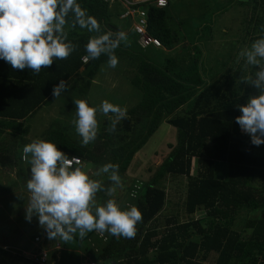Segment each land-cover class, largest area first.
<instances>
[{
  "label": "trees",
  "instance_id": "trees-1",
  "mask_svg": "<svg viewBox=\"0 0 264 264\" xmlns=\"http://www.w3.org/2000/svg\"><path fill=\"white\" fill-rule=\"evenodd\" d=\"M77 2L104 30L127 32V41L121 43L115 55L119 62L128 65L130 82L139 92V101L127 111V118L117 125L115 133H109L105 126L86 147L81 146L78 138L70 137L68 129L52 130L43 140L55 143L70 157H79L82 168H99L107 163L118 165L121 180L134 157L163 124L176 129V142L168 143L170 153L152 178L132 181L131 205L136 196V207L143 216L135 238H116L105 233L109 236L106 237L92 232L83 239L76 235L63 243L60 239L50 240L45 234L35 245L34 239L39 236L36 234L31 241L41 247V252L32 250V245L26 246L24 240L22 251L28 250L27 253L38 257L46 253L47 264H56V260L55 252L46 250H60L64 245L69 252L92 254V262L85 264H206L212 255L213 264H264V144L253 146L250 137L235 123V118L241 115L236 106L246 104L256 89L242 82L237 87L229 84L225 88L223 83L228 77L210 79V74L204 72L205 56L188 39H179L169 27L170 4L165 9H158L153 3L137 8L148 14L149 35L162 45L141 48L133 31L136 19H121L133 22L130 28L129 21V30L112 23V19L121 18L125 12L120 2L113 6L105 0ZM252 4L257 13L255 29H260L258 37L253 34L255 41L264 37L261 29L264 0H252ZM65 31L68 40L79 47L68 59L56 60L51 68L42 69L39 74L27 69L13 70L0 60V171H14L17 178L0 197L18 191L27 199L25 186L30 165L21 160L22 148L29 143L27 120L55 103L57 98L51 94L53 86L63 79L69 85L64 93L70 98L73 94L86 95L107 64V56L87 63L82 61L86 55L84 46L96 33L78 26H66ZM160 50L175 53L160 65L153 61L161 60ZM188 51H192L190 55ZM196 54L202 56V61ZM79 78L83 84L76 88L73 84ZM169 177L187 179L185 211L192 217L201 212V218L183 222L177 215H166L167 192L163 186ZM97 179L103 180L105 186L111 183L107 175ZM135 187H139L137 192H133ZM243 214V225L239 228L238 220ZM161 219L165 220L164 225ZM96 237L102 241L101 246L96 245ZM75 240L74 250L71 242ZM85 240L90 241V248H83ZM0 254L3 258L0 264H10L5 259L8 251L0 247ZM21 255L17 256L23 260L22 264H40Z\"/></svg>",
  "mask_w": 264,
  "mask_h": 264
},
{
  "label": "clouds",
  "instance_id": "clouds-1",
  "mask_svg": "<svg viewBox=\"0 0 264 264\" xmlns=\"http://www.w3.org/2000/svg\"><path fill=\"white\" fill-rule=\"evenodd\" d=\"M66 26L96 33L84 46V62L107 56L109 68L118 66L115 50L127 41V34L104 30L77 0H0V60L13 70L27 69L35 74L51 68L56 60L68 59L79 47L68 40ZM261 29L264 31V26ZM241 61L244 68L251 67L254 72L241 76L240 82L254 87L258 94L250 95L246 104L236 106L241 115L235 118V123L250 137L251 144L259 147L264 144V37L238 52L236 63ZM68 87L65 80H59L52 88L54 99ZM74 107L72 124L82 147L97 138L98 112L108 117L109 133H115L117 125L127 118L125 108L107 100L97 108L89 106L84 99H77ZM22 153L30 165V176L25 186L27 199L18 198L26 201L25 220L30 223L36 217L48 239L69 242L77 234L83 239L92 232L135 238L137 225L143 220L135 205L122 209L115 199H108L102 205L97 203L98 193L105 192L112 197L118 188H123L118 165L104 164L89 175L80 166L79 157H70L55 143L43 139L24 145ZM104 175L111 182L107 187L103 180L92 178Z\"/></svg>",
  "mask_w": 264,
  "mask_h": 264
},
{
  "label": "rangeland",
  "instance_id": "rangeland-1",
  "mask_svg": "<svg viewBox=\"0 0 264 264\" xmlns=\"http://www.w3.org/2000/svg\"><path fill=\"white\" fill-rule=\"evenodd\" d=\"M172 1V6L169 10V27L179 39H188V43L196 46L197 50L201 51L205 56L204 72L210 74V79H227L226 83H223L225 88L229 84L231 87H237L241 83V76H247L254 72L251 67L244 68L243 61L239 64L236 63L238 52L243 47L250 46L254 40H252L253 34L255 33V37H258L260 30L255 29L257 13L254 12L252 0H245L244 2L243 0ZM112 23L122 30L127 29L129 25V21H122L121 18L112 19ZM191 52L188 51L186 53L190 55ZM174 53L175 51L166 52L162 50L160 54L161 60L153 61L160 65L164 64L165 60L171 59ZM196 56L201 58L202 61V56L199 54H196ZM130 77V70L125 63L119 62L116 68H109L107 64L103 65L102 70L86 95L73 94L70 98L67 93H63L53 105L43 107L27 120L30 129L27 136L29 143L36 139H43L52 130L67 129L70 137L81 140L72 124L75 114L74 101L77 99H84L89 106L97 108L102 101L107 100L125 108L127 111L130 110L138 103L140 96L137 89L131 84ZM233 81L234 83L231 84ZM81 84H83V80L79 78L73 85L77 88ZM257 94V90L252 93V95ZM97 119L99 121V134L103 127L109 126L110 121L108 117L103 116L99 112L97 113ZM176 135L177 131L175 128L163 124L151 137L147 145L141 149V152L134 157L127 175L122 178L124 188H118L112 197L107 196L105 192L97 194V203L102 205L108 199H115L122 209H127L126 206L132 203L131 198H129L130 187L133 185L132 181H148L152 178L154 172L168 157L170 153L168 143L176 142ZM97 169L83 167V170L89 175H92ZM94 178L97 179L96 176ZM16 179L14 171L8 169L0 171V196L11 188ZM163 187L167 192V208L165 212L167 216L177 215L183 222L192 218L198 219L202 217L201 212L196 213L192 217L185 211L186 178L169 177ZM138 189L139 187H135L133 192H137ZM17 192L13 194L15 196L9 194L0 197V247L8 251L9 256H6L5 259L8 258L10 264H16V262L22 264L23 260L17 256H22L21 253L24 257L31 258L33 256L27 253L28 250L26 252L22 251L21 242L23 240L26 242V246L32 245L30 247L32 250L38 249L41 252V247L34 246L31 239L36 234L40 236L43 229L39 227L36 217H33L30 223L25 220L26 201L19 199L18 196H22L23 193ZM130 197L132 196L130 195ZM134 197L136 196H133V205L136 206ZM251 216L252 214H250ZM244 217L245 215L243 214L238 220L239 228L243 225ZM161 223L164 225L165 220L161 219ZM94 240L96 245H102V241L98 237L94 238ZM58 242L61 245V242ZM71 243L73 245L71 249L75 250L76 240ZM83 248H90V241L85 240ZM58 252L63 257L68 258L71 255L75 257L74 254L66 249V245ZM213 257L212 255L209 258L211 261L208 260L206 264H213L215 260ZM0 260H3L1 254ZM70 264H80V260L75 259V262Z\"/></svg>",
  "mask_w": 264,
  "mask_h": 264
},
{
  "label": "built area",
  "instance_id": "built-area-1",
  "mask_svg": "<svg viewBox=\"0 0 264 264\" xmlns=\"http://www.w3.org/2000/svg\"><path fill=\"white\" fill-rule=\"evenodd\" d=\"M105 2L109 5V6H113L116 2H120L123 5V8L125 9L124 14L122 15L121 19L124 20L128 17H131L132 19H136V23H134L133 25V31L136 34V36L138 37V45L141 48H146V47H150V46H155L157 48L162 47L161 42L157 39L152 38L149 35L148 32V28H149V17L148 14L146 12H141L139 10H137V8L141 5V4H151L153 3L156 8L158 9H165L168 7V1L167 0H148L145 3H139V2H135V1H131V0H105ZM83 61V60H82ZM83 63H87L84 62ZM23 149V148H22ZM21 160L22 162H24L25 160L23 159V153L21 152ZM82 164L81 160H80V165ZM45 232L41 234V237L37 236L34 239V243L35 245H38V243H40L42 241V239L45 236ZM33 256L31 258H33L36 262L40 263V264H47V255L46 253H42L39 257L36 256L35 254H32ZM87 264H94V263H87Z\"/></svg>",
  "mask_w": 264,
  "mask_h": 264
},
{
  "label": "crops",
  "instance_id": "crops-1",
  "mask_svg": "<svg viewBox=\"0 0 264 264\" xmlns=\"http://www.w3.org/2000/svg\"><path fill=\"white\" fill-rule=\"evenodd\" d=\"M131 1H135V2H141V3H145L147 2L148 0H131ZM168 3L170 4V7L172 6V0H167ZM130 21V28L133 24V22L131 20H128ZM127 33V32H126ZM105 235V234H104ZM106 237H109L107 236V234L105 235ZM46 251H50V252H55L54 255H55V260H56V264H70L72 262H75V259L76 260H80V264H85L86 262H92V259H93V255L92 254H85V253H82L81 251L77 250V251H70L72 254H74L75 257H73L72 255L70 257H63L60 255V253L58 252L59 250L55 249L53 250V248L51 249H47ZM55 264V263H54Z\"/></svg>",
  "mask_w": 264,
  "mask_h": 264
},
{
  "label": "water",
  "instance_id": "water-1",
  "mask_svg": "<svg viewBox=\"0 0 264 264\" xmlns=\"http://www.w3.org/2000/svg\"><path fill=\"white\" fill-rule=\"evenodd\" d=\"M245 0H243V2H244Z\"/></svg>",
  "mask_w": 264,
  "mask_h": 264
},
{
  "label": "snow or ice",
  "instance_id": "snow-or-ice-1",
  "mask_svg": "<svg viewBox=\"0 0 264 264\" xmlns=\"http://www.w3.org/2000/svg\"><path fill=\"white\" fill-rule=\"evenodd\" d=\"M162 2H163V0H162Z\"/></svg>",
  "mask_w": 264,
  "mask_h": 264
}]
</instances>
